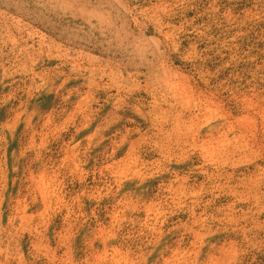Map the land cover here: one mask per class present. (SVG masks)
Masks as SVG:
<instances>
[{
	"label": "rangeland",
	"instance_id": "1",
	"mask_svg": "<svg viewBox=\"0 0 264 264\" xmlns=\"http://www.w3.org/2000/svg\"><path fill=\"white\" fill-rule=\"evenodd\" d=\"M0 264H264V0H0Z\"/></svg>",
	"mask_w": 264,
	"mask_h": 264
},
{
	"label": "bare ground",
	"instance_id": "2",
	"mask_svg": "<svg viewBox=\"0 0 264 264\" xmlns=\"http://www.w3.org/2000/svg\"><path fill=\"white\" fill-rule=\"evenodd\" d=\"M180 75V74H179ZM186 77V76H185ZM184 88V87H183ZM191 90V89H190Z\"/></svg>",
	"mask_w": 264,
	"mask_h": 264
}]
</instances>
